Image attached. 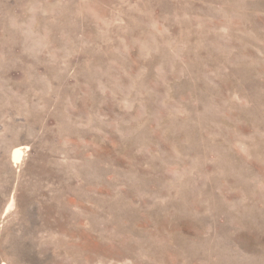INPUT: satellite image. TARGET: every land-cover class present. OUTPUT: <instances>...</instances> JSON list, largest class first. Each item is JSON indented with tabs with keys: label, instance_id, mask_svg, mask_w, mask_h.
<instances>
[{
	"label": "rangeland",
	"instance_id": "obj_1",
	"mask_svg": "<svg viewBox=\"0 0 264 264\" xmlns=\"http://www.w3.org/2000/svg\"><path fill=\"white\" fill-rule=\"evenodd\" d=\"M0 264H264V0H0Z\"/></svg>",
	"mask_w": 264,
	"mask_h": 264
},
{
	"label": "bare ground",
	"instance_id": "obj_2",
	"mask_svg": "<svg viewBox=\"0 0 264 264\" xmlns=\"http://www.w3.org/2000/svg\"><path fill=\"white\" fill-rule=\"evenodd\" d=\"M26 149H28V147L27 146H25V147H19V148H16L13 152H12V163L15 165V166H17V165H19L21 162H22V159H23V156L25 155V151H26ZM34 199V198H33ZM31 200V199H30ZM29 200V201H30ZM28 201V202H29ZM69 203H73V199L71 198V199H69ZM48 205V206H47ZM14 206H15V199L14 198H12L11 199V201H10V203H9V205L7 206V208H6V213L8 214V213H10L11 212V210L14 208ZM46 214H45V221H48L49 220V218L51 217V219H50V221H49V223H48V225L47 226H50V227H53L54 225H55V223L57 222V221H59L60 222V224H61V230L62 231H64V232H66V233H68L69 235H70V239H72L73 237H75V235H76V232H79V231H76L75 229L73 230V229H68V226H66V224H67V216H66V212H63L62 210H60V211H57L58 213H56V210L55 209H52V206H51V204L49 205V204H46ZM30 211V210H29ZM26 213H28V211L26 210L25 211ZM44 212H45V209H44ZM43 212V213H44ZM29 214V213H28ZM75 216V218H77L79 215H74ZM28 221V220H27ZM97 224H99V223H96V224H94V225H92L93 226V229H96L98 226H97ZM91 226V227H92ZM68 235H66V237H67ZM68 238V237H67Z\"/></svg>",
	"mask_w": 264,
	"mask_h": 264
}]
</instances>
